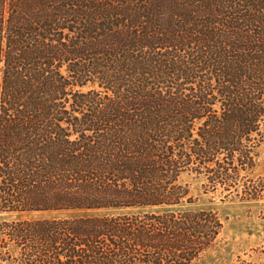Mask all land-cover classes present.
<instances>
[{
  "label": "trees",
  "instance_id": "obj_1",
  "mask_svg": "<svg viewBox=\"0 0 264 264\" xmlns=\"http://www.w3.org/2000/svg\"><path fill=\"white\" fill-rule=\"evenodd\" d=\"M263 146L264 0H0V264H192Z\"/></svg>",
  "mask_w": 264,
  "mask_h": 264
},
{
  "label": "rangeland",
  "instance_id": "obj_2",
  "mask_svg": "<svg viewBox=\"0 0 264 264\" xmlns=\"http://www.w3.org/2000/svg\"><path fill=\"white\" fill-rule=\"evenodd\" d=\"M264 146L257 158L255 174L263 173ZM191 208L217 211L223 221L217 244L192 264H264V199L259 201H222L204 197ZM38 214L0 213L1 220L36 217Z\"/></svg>",
  "mask_w": 264,
  "mask_h": 264
}]
</instances>
